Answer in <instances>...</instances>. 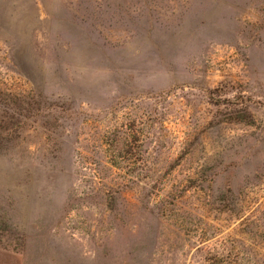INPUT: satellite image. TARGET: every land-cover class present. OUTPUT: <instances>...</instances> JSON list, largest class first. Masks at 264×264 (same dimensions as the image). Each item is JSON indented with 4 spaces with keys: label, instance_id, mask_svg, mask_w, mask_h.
Returning a JSON list of instances; mask_svg holds the SVG:
<instances>
[{
    "label": "rangeland",
    "instance_id": "374dc122",
    "mask_svg": "<svg viewBox=\"0 0 264 264\" xmlns=\"http://www.w3.org/2000/svg\"><path fill=\"white\" fill-rule=\"evenodd\" d=\"M0 264H264V0H0Z\"/></svg>",
    "mask_w": 264,
    "mask_h": 264
}]
</instances>
